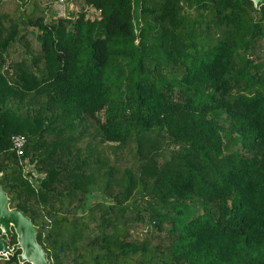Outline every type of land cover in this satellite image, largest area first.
Segmentation results:
<instances>
[{
    "label": "trees",
    "instance_id": "1",
    "mask_svg": "<svg viewBox=\"0 0 264 264\" xmlns=\"http://www.w3.org/2000/svg\"><path fill=\"white\" fill-rule=\"evenodd\" d=\"M54 1L0 0V186L50 264H264V4Z\"/></svg>",
    "mask_w": 264,
    "mask_h": 264
},
{
    "label": "water",
    "instance_id": "2",
    "mask_svg": "<svg viewBox=\"0 0 264 264\" xmlns=\"http://www.w3.org/2000/svg\"><path fill=\"white\" fill-rule=\"evenodd\" d=\"M252 1L255 7L264 4V0ZM140 10L141 0H132L131 13L137 35L141 26ZM9 204V198L0 186V258H6L7 254H12L19 248L21 249L18 254L20 262L50 264L45 250L36 239L37 227L23 211L17 207H10ZM13 233L16 234V243L10 247L9 239Z\"/></svg>",
    "mask_w": 264,
    "mask_h": 264
},
{
    "label": "rangeland",
    "instance_id": "3",
    "mask_svg": "<svg viewBox=\"0 0 264 264\" xmlns=\"http://www.w3.org/2000/svg\"><path fill=\"white\" fill-rule=\"evenodd\" d=\"M83 0H70V1H54L51 4V9L55 10L57 15H61L63 17H73L76 11L79 10V8L82 6ZM64 7V10H62ZM88 9V16L93 17L96 16V12L93 10ZM27 168V166H26Z\"/></svg>",
    "mask_w": 264,
    "mask_h": 264
},
{
    "label": "built area",
    "instance_id": "4",
    "mask_svg": "<svg viewBox=\"0 0 264 264\" xmlns=\"http://www.w3.org/2000/svg\"><path fill=\"white\" fill-rule=\"evenodd\" d=\"M57 1L62 2L64 0H57ZM62 10H64V7ZM25 144H26V137L23 134H16L12 137L11 149L17 154H22L23 147L25 146Z\"/></svg>",
    "mask_w": 264,
    "mask_h": 264
}]
</instances>
